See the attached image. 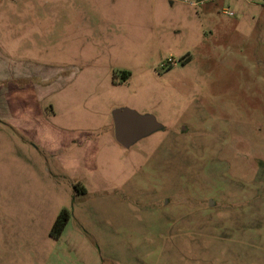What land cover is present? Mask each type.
Instances as JSON below:
<instances>
[{
    "label": "rangeland",
    "instance_id": "rangeland-1",
    "mask_svg": "<svg viewBox=\"0 0 264 264\" xmlns=\"http://www.w3.org/2000/svg\"><path fill=\"white\" fill-rule=\"evenodd\" d=\"M0 92V264H264V0H0Z\"/></svg>",
    "mask_w": 264,
    "mask_h": 264
},
{
    "label": "crops",
    "instance_id": "crops-1",
    "mask_svg": "<svg viewBox=\"0 0 264 264\" xmlns=\"http://www.w3.org/2000/svg\"><path fill=\"white\" fill-rule=\"evenodd\" d=\"M23 96L21 94L19 99L16 96L17 99L14 100L12 109H6L7 94L0 92V133L5 134L8 129H12L15 133L23 136L22 138L34 141L30 134V127L35 122V99L31 94L29 96L25 95L26 98ZM22 98H25L24 102ZM7 110L8 114L6 113Z\"/></svg>",
    "mask_w": 264,
    "mask_h": 264
},
{
    "label": "water",
    "instance_id": "water-1",
    "mask_svg": "<svg viewBox=\"0 0 264 264\" xmlns=\"http://www.w3.org/2000/svg\"><path fill=\"white\" fill-rule=\"evenodd\" d=\"M158 127L159 124L154 117L140 115L129 109H123L114 114L115 138L123 145H129Z\"/></svg>",
    "mask_w": 264,
    "mask_h": 264
},
{
    "label": "trees",
    "instance_id": "trees-1",
    "mask_svg": "<svg viewBox=\"0 0 264 264\" xmlns=\"http://www.w3.org/2000/svg\"><path fill=\"white\" fill-rule=\"evenodd\" d=\"M121 75L122 78L127 79L130 77V72L124 70L121 72ZM75 187L78 192L86 191L85 187L82 185H75ZM71 216H72V211L70 209L68 208L63 209L54 220L49 235L54 239H58L62 235L64 229L66 228L69 220L71 219Z\"/></svg>",
    "mask_w": 264,
    "mask_h": 264
}]
</instances>
